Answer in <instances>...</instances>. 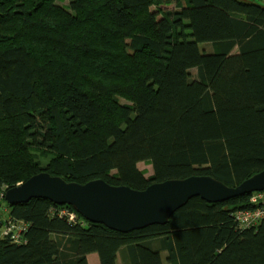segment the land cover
<instances>
[{"label":"trees","instance_id":"obj_1","mask_svg":"<svg viewBox=\"0 0 264 264\" xmlns=\"http://www.w3.org/2000/svg\"><path fill=\"white\" fill-rule=\"evenodd\" d=\"M262 171L263 5L0 0V264H264V219L237 221L255 193L195 198L129 234L71 206L5 200L41 173L143 191L195 176L237 187ZM13 221L19 243L3 233Z\"/></svg>","mask_w":264,"mask_h":264},{"label":"water","instance_id":"obj_2","mask_svg":"<svg viewBox=\"0 0 264 264\" xmlns=\"http://www.w3.org/2000/svg\"><path fill=\"white\" fill-rule=\"evenodd\" d=\"M256 192H264V171L237 187H228L209 176H195L155 183L143 191L112 186L101 179L86 184L69 183L61 177L41 173L10 189L5 200L11 206L38 199L57 206H71L90 223L129 234L167 225L177 211L195 198L217 204Z\"/></svg>","mask_w":264,"mask_h":264},{"label":"built area","instance_id":"obj_3","mask_svg":"<svg viewBox=\"0 0 264 264\" xmlns=\"http://www.w3.org/2000/svg\"><path fill=\"white\" fill-rule=\"evenodd\" d=\"M251 202L255 205H261H257L254 209L238 213L237 221L240 223L241 227L249 228L256 226L264 219V192H256L252 196ZM68 214H70V221L76 220V215L67 213L66 210L60 212L61 216H66ZM24 227L25 226L22 223L15 221L9 222L4 227L3 233L5 236H11V239L14 242L19 243L22 241L21 235Z\"/></svg>","mask_w":264,"mask_h":264},{"label":"rangeland","instance_id":"obj_4","mask_svg":"<svg viewBox=\"0 0 264 264\" xmlns=\"http://www.w3.org/2000/svg\"><path fill=\"white\" fill-rule=\"evenodd\" d=\"M72 0H57V3L60 7H67L71 4ZM242 1H246V2H251V3H256L259 5H263L264 6V0H242ZM165 9L167 10H173L175 8V5H165L164 6ZM208 49H211L210 47H206ZM95 64V63H94ZM42 161H46V159H41ZM139 168L144 171L147 175V177H150L153 175V167L152 165H150L149 163H141L139 165ZM6 215H4L5 217Z\"/></svg>","mask_w":264,"mask_h":264},{"label":"crops","instance_id":"obj_5","mask_svg":"<svg viewBox=\"0 0 264 264\" xmlns=\"http://www.w3.org/2000/svg\"><path fill=\"white\" fill-rule=\"evenodd\" d=\"M89 264H101L98 254H91L88 256ZM119 264H122V261L119 260Z\"/></svg>","mask_w":264,"mask_h":264}]
</instances>
